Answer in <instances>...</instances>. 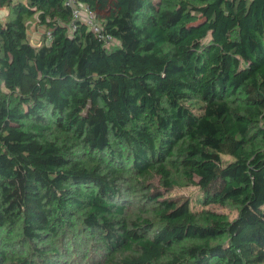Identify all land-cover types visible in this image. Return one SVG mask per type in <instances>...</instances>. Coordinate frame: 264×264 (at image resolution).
Masks as SVG:
<instances>
[{"label":"trees","instance_id":"16d2710c","mask_svg":"<svg viewBox=\"0 0 264 264\" xmlns=\"http://www.w3.org/2000/svg\"><path fill=\"white\" fill-rule=\"evenodd\" d=\"M74 6L0 0V264H264V0Z\"/></svg>","mask_w":264,"mask_h":264},{"label":"rangeland","instance_id":"374dc122","mask_svg":"<svg viewBox=\"0 0 264 264\" xmlns=\"http://www.w3.org/2000/svg\"><path fill=\"white\" fill-rule=\"evenodd\" d=\"M28 34L29 38L33 43H39L41 40V36L44 34V27L40 24L36 23L35 18H31L28 22ZM229 156H223V161H229ZM154 182L157 184V180L155 179ZM126 186H130L129 182L126 183ZM166 191V190H165ZM141 191H137L133 196L134 201L136 200L137 203L139 202V196ZM167 196H173L177 199L186 200L189 202L190 207L194 211H200L201 209H209L211 211H216L225 214L228 219L232 220L238 212V207L236 204L232 202H227L226 204H208L206 206H202L200 203L202 199V192L198 186L193 184L192 182L186 180L182 175L174 173V185L173 187L166 192ZM127 198H130L129 195ZM136 205V203H135ZM130 210L133 208L130 207ZM73 258H79L78 256H73Z\"/></svg>","mask_w":264,"mask_h":264},{"label":"built area","instance_id":"2783aa9c","mask_svg":"<svg viewBox=\"0 0 264 264\" xmlns=\"http://www.w3.org/2000/svg\"><path fill=\"white\" fill-rule=\"evenodd\" d=\"M67 4H70L73 8L72 10V14H73V17H78V16H81V14L83 15L84 17V20L86 21V23H88L91 27V29L97 33H99V27L98 25L94 22V14L89 11L86 7L84 6H74V0H67ZM73 29L75 28L74 26H72ZM103 37L105 38V40H110V37L109 36H104Z\"/></svg>","mask_w":264,"mask_h":264},{"label":"crops","instance_id":"0c3cea01","mask_svg":"<svg viewBox=\"0 0 264 264\" xmlns=\"http://www.w3.org/2000/svg\"><path fill=\"white\" fill-rule=\"evenodd\" d=\"M3 11L0 10V18L3 16Z\"/></svg>","mask_w":264,"mask_h":264}]
</instances>
